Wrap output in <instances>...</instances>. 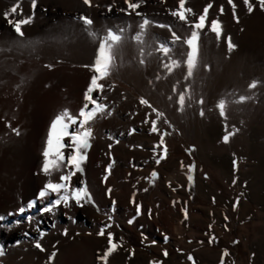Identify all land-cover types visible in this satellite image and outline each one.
Segmentation results:
<instances>
[{
	"label": "rangeland",
	"instance_id": "obj_1",
	"mask_svg": "<svg viewBox=\"0 0 264 264\" xmlns=\"http://www.w3.org/2000/svg\"><path fill=\"white\" fill-rule=\"evenodd\" d=\"M135 2L131 11L125 0H0V264H103L108 233L119 245L108 264H264V10L233 0L234 17L228 0H186V24L171 14L179 0ZM17 4L8 19H31L23 36L5 19ZM208 4L223 36L200 33L188 76L185 41ZM108 30L122 40L93 93L106 111L91 122L83 171L69 182L70 196L86 187L91 201L52 207L64 193H39L70 169L41 170L49 125L85 103Z\"/></svg>",
	"mask_w": 264,
	"mask_h": 264
},
{
	"label": "snow or ice",
	"instance_id": "obj_2",
	"mask_svg": "<svg viewBox=\"0 0 264 264\" xmlns=\"http://www.w3.org/2000/svg\"><path fill=\"white\" fill-rule=\"evenodd\" d=\"M84 4L91 6V0H83ZM259 7L261 10H264V0H257ZM127 7L131 11H135L137 8L140 7L138 2L135 0H125ZM228 3L233 8V16L235 17V8L236 5L233 3V0H228ZM244 5L247 7L249 13L254 11L253 5L250 0H243ZM186 0H179L178 8L172 11V15L177 17L180 21L184 23H189L188 15L194 14L191 8L185 7ZM33 7H35V0H33ZM213 7L212 4H208L203 13L199 15L196 22L191 23V27L193 31L191 32L190 38H188L185 43L188 46L190 51L187 53V68H188V76L192 75V70L196 66L197 58L199 54V40H200V33L205 29L208 28L212 33L215 34L217 40H220L223 36V29L222 25L218 20H213L208 23L207 17L209 13V9ZM19 4L14 5L8 12L5 13V19H8L10 15L18 14ZM221 14H223L224 9L221 6L220 8ZM22 15V13H20ZM130 14V13H129ZM139 14V13H137ZM81 20L85 25H91L92 21L87 17H81ZM8 22L14 26V29L17 34L23 36L24 33L22 31V26L31 23L30 18H24L20 20H11L8 19ZM237 22L238 19H237ZM149 24L147 19L144 20L143 24L140 27L143 29L146 25ZM163 27V26H162ZM173 37L175 40H180L179 36H176L173 33ZM138 41L141 40V37L138 35L136 37ZM122 36L118 33L113 32L112 30H108L107 34L103 37L100 41L97 54L94 61V64L91 67L94 75L90 80V84L85 91L84 100L85 103L82 105L80 110L78 111L77 115H72L69 110L65 109L58 113L50 122L49 129L47 132V137L45 141V147L42 152L43 156V164H42V172L47 176L51 175L53 171H58L63 167H67L70 170L61 175L60 181L53 183L49 181L43 190L40 191L39 197L44 198L45 196L49 195V193H60L63 192L64 194L53 202L52 207H57L61 200L64 202L65 206H68L69 199L75 201L78 206H83L81 201L90 202L91 197L88 193L87 188H77L72 193L71 196L69 195V182L71 177L76 174V172H82V164L86 159V154L82 150H86L90 147V139L92 137V129H91V122L96 119V117L104 113L106 111L105 105L99 103L97 99L94 98V92H102L104 86L98 81L105 79L112 68L115 54L114 48L121 42ZM227 46L228 49L231 51L235 45H233L231 41V37L227 38ZM165 56L168 55L170 49L167 46L161 45L159 48ZM143 63V61H141ZM173 65H175V61H173ZM173 65L165 64L164 67L168 68L171 71ZM178 66V65H176ZM255 83L251 85V87H255ZM141 104H148L146 100L141 99ZM179 103L182 106L184 103V96L181 95L179 97ZM151 107V105H149ZM220 113L224 115V103L221 102L219 104ZM155 111V109H153ZM159 116L160 114L157 113ZM16 134L19 135L18 130ZM152 132H157V128L155 126V122L152 124ZM67 141V142H66ZM224 141H228V136L225 135ZM68 150L67 155L65 154V150ZM166 153V148L164 149ZM163 158V157H162ZM159 162V161H157ZM110 171V168L108 169ZM155 175V173H153ZM105 180L107 177L105 176ZM111 191V190H109ZM33 204H29L28 207H33ZM25 211L24 207L19 209V212L23 214ZM44 212L52 211L51 207H45L43 209ZM185 217L187 218V214L185 213ZM5 217L0 216V221H3ZM131 223V221L129 222ZM105 230H101L98 235L105 236ZM107 241H108V248L107 250L99 257L100 260L103 261V264H108V257L117 250L119 247L118 244L113 242V236L111 233L107 234ZM38 249L43 251L44 249L41 247L39 243L35 245ZM0 255H3L0 252ZM167 255V253H165ZM227 255V253H224ZM191 259V257H189ZM223 264V262H222Z\"/></svg>",
	"mask_w": 264,
	"mask_h": 264
},
{
	"label": "trees",
	"instance_id": "obj_3",
	"mask_svg": "<svg viewBox=\"0 0 264 264\" xmlns=\"http://www.w3.org/2000/svg\"><path fill=\"white\" fill-rule=\"evenodd\" d=\"M87 151H88L87 149L84 150L85 154H87ZM184 155H185V157H188V158H186V160L189 161V159L191 158L190 151H189V150H186V151L184 152ZM85 161H86V159H85ZM85 161L83 162V164L85 163ZM83 164H82V165H83ZM191 184H192V183H191V180H190V181H189V184H188V192H189V194H190V199L193 200L192 197H193L194 191H193V187H192Z\"/></svg>",
	"mask_w": 264,
	"mask_h": 264
},
{
	"label": "crops",
	"instance_id": "obj_4",
	"mask_svg": "<svg viewBox=\"0 0 264 264\" xmlns=\"http://www.w3.org/2000/svg\"><path fill=\"white\" fill-rule=\"evenodd\" d=\"M108 150L110 151V149L108 148ZM90 154H88V156H89V160H91V158H92V155L94 154V148H93V146H92V148L90 149V152H89Z\"/></svg>",
	"mask_w": 264,
	"mask_h": 264
},
{
	"label": "bare ground",
	"instance_id": "obj_5",
	"mask_svg": "<svg viewBox=\"0 0 264 264\" xmlns=\"http://www.w3.org/2000/svg\"><path fill=\"white\" fill-rule=\"evenodd\" d=\"M57 259V258H56ZM68 260V259H67ZM55 263V262H54Z\"/></svg>",
	"mask_w": 264,
	"mask_h": 264
}]
</instances>
